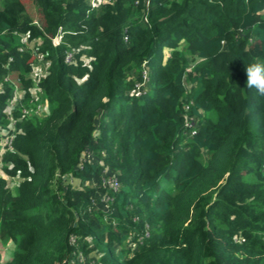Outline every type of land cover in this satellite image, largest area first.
I'll return each mask as SVG.
<instances>
[{
    "label": "trees",
    "instance_id": "16d2710c",
    "mask_svg": "<svg viewBox=\"0 0 264 264\" xmlns=\"http://www.w3.org/2000/svg\"><path fill=\"white\" fill-rule=\"evenodd\" d=\"M34 2L0 0V264H264V0Z\"/></svg>",
    "mask_w": 264,
    "mask_h": 264
},
{
    "label": "rangeland",
    "instance_id": "374dc122",
    "mask_svg": "<svg viewBox=\"0 0 264 264\" xmlns=\"http://www.w3.org/2000/svg\"><path fill=\"white\" fill-rule=\"evenodd\" d=\"M24 1H25V3H26L27 10H28L29 14H30L33 18H38V10H37V8H36V6H35V2H34V0H24ZM89 3H90L91 6H92L93 3H98V2H96V0H89ZM92 7H93V6H92ZM45 71H46V67H45V65H43L41 62L38 63V66H37L36 70L33 71L32 74H31V76H32V78H33V85H32L31 88H35V87H36V84H35L34 81H35L36 79H38V78L41 76V74H43ZM8 80H9V81H12V82H15V83H16L15 85L18 87V85H17L18 83L15 81L14 78H9ZM139 89H140V87H139ZM42 96H43V94H42L41 90H40V91H37L34 95H32V93H31V96H30L29 98H27V100L25 101V103H24V101H23V103H22V105H24V104H28V103H29V106L24 105L23 108H24V107H27V108L29 109L30 112H32V113L36 112V114H39L40 116L43 115V114L41 113L42 110L39 111L38 108H39V107L43 108V107H48V106H47L46 102L43 100ZM35 109H37V111H35ZM43 111H44V110H43ZM45 115H47L46 112H45V114H44L43 116H45ZM4 144H5V141L2 142V140H0V151L5 147ZM87 159L90 160V161H92V162H97V161H98V162H101V164H104L103 161H99V160H98V158L95 156V154H94L93 152H91L89 155H87ZM0 173L3 174L2 171H0ZM103 174H105V176L114 175L113 173L107 171V167H105V169L103 170ZM74 182H75V179H74ZM74 184L76 185V183H74ZM96 184H98V183H96ZM96 199H97V198H96ZM95 202H96V206L98 205V208L101 207L100 209H102L103 212H104V211H108L107 208L102 207V205H103L104 203H101L100 200H99V201H98V200H95ZM96 206L94 205V208H95ZM94 208H91V209H89L88 211L91 213V212L94 211V210H92V209H94ZM98 208H96V209H98ZM96 209H95V212H98L99 210H96ZM111 212L115 213V215L118 214L117 209H115V208H112V209H111ZM93 214H94V213H91L90 218H92ZM8 244H9V245H8ZM8 244H2V243L0 242V249H1L0 251H2V252L4 253V252L6 251L5 248H8V246H9L10 248H11V247L14 248V244H13L12 242H9ZM117 249L119 250V247H117ZM12 250H13V249H12ZM95 260L97 261V258H96V257H95Z\"/></svg>",
    "mask_w": 264,
    "mask_h": 264
},
{
    "label": "built area",
    "instance_id": "2783aa9c",
    "mask_svg": "<svg viewBox=\"0 0 264 264\" xmlns=\"http://www.w3.org/2000/svg\"><path fill=\"white\" fill-rule=\"evenodd\" d=\"M107 1L108 0H96V2H98V3H93L92 6L93 7H98L99 5H101L102 3L107 2ZM28 38H29L28 36H23L22 40L24 42H27L28 41ZM61 38H62V35L61 34L60 35H57L53 39V43L54 44H58L61 41ZM20 49L22 50L24 48L21 47ZM71 58H72V54H69L68 57H67V60H70ZM40 62L43 63V59L38 58V62L36 63V67H34V71L36 70V68L38 66V63H40ZM6 79H8V78H6ZM34 82L36 84V87L35 88H31L32 86L30 87V92L32 93V95H34L37 91H40V88L38 86V84H39V78L36 79ZM3 85H4V83L3 82H0V90L3 88ZM23 93H24V91H22L18 87H16L15 90H14V94L12 96V99L7 102V104H8L7 105V110H8L9 116L11 118H13L12 117L13 116L12 115L13 109H15L17 106L22 105V102H23L22 94ZM38 110L39 111L42 110L41 113L43 115L45 114V112L47 113L46 107H43V108L39 107ZM23 111H24L25 114H28V113L30 114L29 109L28 110L23 109ZM35 111H37V109H35ZM43 115H41V116H43ZM2 131H3L2 128H0V135L3 133ZM1 140H2V142L5 141V144H4L5 146H7V145L8 146H11L12 141H13V137H12V135H10L8 133H5L1 137ZM103 183H104L105 186H109V187L113 188L114 190H118L119 187H120V182H119L118 178L116 176H113V175L104 176ZM94 261H96V260H94ZM74 264H76V263L74 262ZM78 264H87V259L85 258V256L80 258Z\"/></svg>",
    "mask_w": 264,
    "mask_h": 264
},
{
    "label": "clouds",
    "instance_id": "9594fccd",
    "mask_svg": "<svg viewBox=\"0 0 264 264\" xmlns=\"http://www.w3.org/2000/svg\"><path fill=\"white\" fill-rule=\"evenodd\" d=\"M246 86L255 89L258 96L264 97V58L245 63Z\"/></svg>",
    "mask_w": 264,
    "mask_h": 264
},
{
    "label": "crops",
    "instance_id": "0c3cea01",
    "mask_svg": "<svg viewBox=\"0 0 264 264\" xmlns=\"http://www.w3.org/2000/svg\"><path fill=\"white\" fill-rule=\"evenodd\" d=\"M9 245V244H8ZM6 249V251L3 253L2 251H0L1 252V254H2V256H3V258L4 259H10V258H12L13 257V254H14V248H10L9 246H8V248H5ZM13 249V250H12ZM1 250V249H0Z\"/></svg>",
    "mask_w": 264,
    "mask_h": 264
}]
</instances>
